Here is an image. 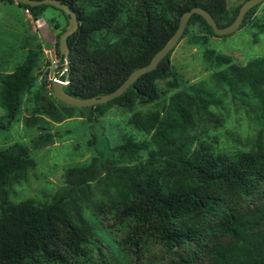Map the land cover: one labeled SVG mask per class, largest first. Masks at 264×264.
I'll use <instances>...</instances> for the list:
<instances>
[{"label":"trees","instance_id":"1","mask_svg":"<svg viewBox=\"0 0 264 264\" xmlns=\"http://www.w3.org/2000/svg\"><path fill=\"white\" fill-rule=\"evenodd\" d=\"M59 1L78 21L67 37V69L59 77L65 81L68 75L63 89L79 98L110 93L146 65L174 33L184 11L200 6L222 27L240 7L230 11L226 0ZM17 4L33 20L49 7L67 22L63 11L49 4ZM258 5L246 12L240 27ZM195 24L215 35L200 15L192 14L180 38ZM64 28L56 36L57 57ZM171 51L105 103L68 105L50 89L30 106L60 122L75 115L95 121L97 113L112 105L132 111L136 104L156 103L158 82L175 78ZM208 57L217 68L212 75L216 84L257 111L260 128L253 148L220 152L199 136L202 125L217 123L212 108L222 105L219 93L203 83L170 94L160 111L133 113L129 122L144 138L128 135L109 147L108 156L95 148L98 155L89 162L65 169L63 185L49 201L14 202L10 191L26 180L35 166L32 152L49 144L52 134L0 148V264H264V56L243 65L213 50ZM42 58L41 43L30 41L22 61L11 71H0L5 111L0 129L16 120ZM60 63L63 68L62 57ZM36 120L32 114L24 124L30 127Z\"/></svg>","mask_w":264,"mask_h":264},{"label":"rangeland","instance_id":"2","mask_svg":"<svg viewBox=\"0 0 264 264\" xmlns=\"http://www.w3.org/2000/svg\"><path fill=\"white\" fill-rule=\"evenodd\" d=\"M243 2L226 0V6L231 11ZM66 23L61 12L53 8L48 7L42 17L33 20L16 1L0 0V71H11L20 63L30 41L40 42L43 49L33 86L22 96L20 113L8 129H0V148L15 142L29 144L41 133L52 134L49 144L32 152L35 166L29 169L26 180L12 186V201L25 198L49 201L62 187L66 168L89 162L98 155L95 148L108 156L109 147L122 143L128 135L143 139V133L129 122L132 114L137 111H160L170 94L190 84L203 83L212 87L222 99L221 106L212 108L217 123L204 124L198 130L202 139L225 153L254 147L260 128L257 111L238 94L233 95L216 84L212 75L217 68L209 59L208 51L230 55L233 62L239 65L252 57L264 56V0L250 20L232 33L211 35L204 25H191L189 33L178 40L170 53L175 78L168 77L158 82L160 99L156 103L136 104L132 111L112 105L102 114L97 113L95 121L75 115L55 122L44 114L34 113L30 106L40 100V94L49 95L51 84L48 82L63 73L55 53V42L57 33ZM193 35L202 38L191 42L189 38ZM4 113L0 106V117ZM32 114L37 118L36 124L26 127L25 118ZM85 215L89 218L88 213Z\"/></svg>","mask_w":264,"mask_h":264},{"label":"water","instance_id":"3","mask_svg":"<svg viewBox=\"0 0 264 264\" xmlns=\"http://www.w3.org/2000/svg\"><path fill=\"white\" fill-rule=\"evenodd\" d=\"M14 1L21 3V4L29 5V6L49 4L63 11L65 16L67 17V24L65 25L64 30L58 36V51H59L58 60H60V57L63 58L64 63H65L63 67V71L66 70L67 69L66 63H67V57H68L67 37L70 34H72L78 26V21H77L75 12L71 10L67 4L61 3L59 0H14ZM262 1L263 0H245L240 5L237 15L235 16L234 20L231 23L225 26H222V27L217 25L216 21L214 20V18L211 16V14L207 10H205L204 8L200 6H194L190 8L189 10L184 11L181 14L176 30L170 36V38L166 41V43L153 54L149 62L146 65L133 70L127 76V78L112 92L103 94L101 96H93L89 98H79V97L70 95L63 89L68 83V75L66 74L65 81L61 80L59 76L52 79V82H51L52 94L57 100L65 104L76 106V107H86V106H92V105L105 103L108 100L121 95L133 83V81H135L140 75L152 70L157 65V63L170 50L173 49V47L176 45V43L182 36V33L184 32V29L186 27V24L192 14L200 15L205 20V22L210 26V28L212 29L215 35L222 36V35H226V34L236 31L241 25L246 12L253 6L261 3Z\"/></svg>","mask_w":264,"mask_h":264},{"label":"built area","instance_id":"4","mask_svg":"<svg viewBox=\"0 0 264 264\" xmlns=\"http://www.w3.org/2000/svg\"><path fill=\"white\" fill-rule=\"evenodd\" d=\"M26 11H28V10H26Z\"/></svg>","mask_w":264,"mask_h":264}]
</instances>
